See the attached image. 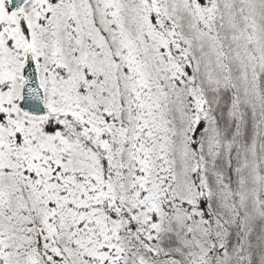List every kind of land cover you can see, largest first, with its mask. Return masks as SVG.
I'll return each instance as SVG.
<instances>
[{"label": "snow or ice", "instance_id": "obj_1", "mask_svg": "<svg viewBox=\"0 0 264 264\" xmlns=\"http://www.w3.org/2000/svg\"><path fill=\"white\" fill-rule=\"evenodd\" d=\"M0 264H264V0H0Z\"/></svg>", "mask_w": 264, "mask_h": 264}]
</instances>
